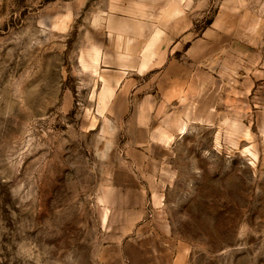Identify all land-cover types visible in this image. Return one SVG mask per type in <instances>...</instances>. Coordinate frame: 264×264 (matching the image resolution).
Returning a JSON list of instances; mask_svg holds the SVG:
<instances>
[{
	"label": "rangeland",
	"instance_id": "obj_1",
	"mask_svg": "<svg viewBox=\"0 0 264 264\" xmlns=\"http://www.w3.org/2000/svg\"><path fill=\"white\" fill-rule=\"evenodd\" d=\"M138 4L0 0V264H137L145 221L187 264H264V0H178L208 57L190 97L155 111L163 160L144 178L91 66Z\"/></svg>",
	"mask_w": 264,
	"mask_h": 264
},
{
	"label": "crops",
	"instance_id": "obj_2",
	"mask_svg": "<svg viewBox=\"0 0 264 264\" xmlns=\"http://www.w3.org/2000/svg\"><path fill=\"white\" fill-rule=\"evenodd\" d=\"M138 1V8L147 5L145 10H130L113 28L105 29V41L99 44L91 66L101 84L100 97L114 100V114L127 115L121 130L123 161L134 167L136 177L144 178L148 165L163 160V154L155 158L150 151L154 145L165 146L155 140L159 130L154 127L155 111L164 100L190 97L195 83L194 58L207 60L204 48H208L210 34L205 30L195 38L193 11L182 8L178 0ZM216 37L214 34L213 39ZM179 52L183 59L178 58ZM151 222H143L132 234L137 239L129 240L130 258L136 256L137 264H187L184 250L171 243L165 222L154 225L161 233L151 229Z\"/></svg>",
	"mask_w": 264,
	"mask_h": 264
}]
</instances>
